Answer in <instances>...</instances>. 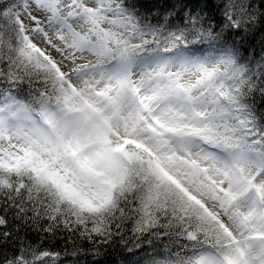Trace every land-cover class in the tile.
I'll return each instance as SVG.
<instances>
[{
	"label": "snow or ice",
	"instance_id": "6c2138e0",
	"mask_svg": "<svg viewBox=\"0 0 264 264\" xmlns=\"http://www.w3.org/2000/svg\"><path fill=\"white\" fill-rule=\"evenodd\" d=\"M129 223L264 264V0H0V264H123Z\"/></svg>",
	"mask_w": 264,
	"mask_h": 264
},
{
	"label": "trees",
	"instance_id": "16d2710c",
	"mask_svg": "<svg viewBox=\"0 0 264 264\" xmlns=\"http://www.w3.org/2000/svg\"><path fill=\"white\" fill-rule=\"evenodd\" d=\"M32 239L35 240L36 236L33 234ZM73 241L75 243H73ZM125 241L128 242V247L132 248L131 254L127 250H122V244L119 238L116 239L113 248H109V252H113V257L117 255L123 261V264H159L164 255V249L162 243L158 240L153 241L152 245H149L146 240L140 239L139 241L132 233V225L129 223L125 228ZM140 243V248H136L135 245ZM45 247L52 251L60 253V256L55 261H49V264H72L73 261H78V264H93L92 245L87 241L79 239V237H73L65 244L63 236L57 238L55 242H46ZM78 250V255H71L73 251ZM69 253L66 255L65 253Z\"/></svg>",
	"mask_w": 264,
	"mask_h": 264
}]
</instances>
